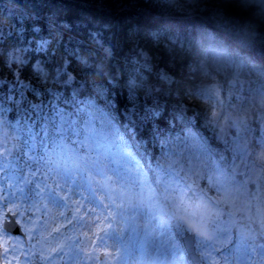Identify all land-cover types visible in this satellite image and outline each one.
Segmentation results:
<instances>
[{"label":"trees","instance_id":"trees-1","mask_svg":"<svg viewBox=\"0 0 264 264\" xmlns=\"http://www.w3.org/2000/svg\"><path fill=\"white\" fill-rule=\"evenodd\" d=\"M259 8L237 0H0V22L8 26L0 34V166L10 145L29 202L47 161L64 147L59 125L74 137L102 116L156 185L153 168L170 137L193 131L216 144L207 83L224 96L237 89L234 69L201 78L209 46L229 54L245 85L264 88Z\"/></svg>","mask_w":264,"mask_h":264},{"label":"rangeland","instance_id":"rangeland-1","mask_svg":"<svg viewBox=\"0 0 264 264\" xmlns=\"http://www.w3.org/2000/svg\"><path fill=\"white\" fill-rule=\"evenodd\" d=\"M237 1L260 6L257 16L264 25V0ZM7 31V23L0 22V34ZM233 69L237 89L224 96L209 82L203 98L210 102L209 116L216 118L210 120L216 146L193 131L170 137L153 168L156 185L133 164L135 156L122 147L121 134L102 116L74 137H68L64 123L59 125L57 138L64 147L47 161L36 196L20 209L17 222L29 243L9 237L11 245H3L9 246V258L18 261L23 254L24 264H187L179 236L194 231L206 264H251V250L257 264H264V246H259L264 243L255 241L254 233L264 218V196L251 186L260 183L264 189V88L245 85L241 68L216 46L208 47L198 67L205 81ZM157 102L154 97L151 105ZM182 115L175 113V123ZM253 119L259 121L257 132ZM2 122L0 116V127ZM5 149L4 165L16 170L9 162L12 147ZM25 153L32 156L30 149ZM19 175L14 171L8 178L11 212L19 211L26 193L25 177ZM204 177L213 185L225 184L214 191ZM201 183L205 188L199 190ZM241 220L245 226L237 227ZM100 252L106 253L103 260Z\"/></svg>","mask_w":264,"mask_h":264},{"label":"water","instance_id":"water-1","mask_svg":"<svg viewBox=\"0 0 264 264\" xmlns=\"http://www.w3.org/2000/svg\"><path fill=\"white\" fill-rule=\"evenodd\" d=\"M123 17L126 18L125 14H123ZM197 19H200V16L196 17ZM227 40L233 41V36L232 35H227L226 36ZM259 61L264 65V58L259 59ZM154 92L153 88L149 86V90L147 92L148 95L152 94ZM4 228L7 232L17 236V235H22L25 237L24 232L21 229V226L16 222V216L15 215H10L9 220H5L4 222ZM194 233L191 234H186L185 237L183 238V242L185 244V248L187 253L189 254L191 260L193 261L194 264H200V257L197 255L196 250H195V242H194ZM104 254L102 253L100 255V260L104 258Z\"/></svg>","mask_w":264,"mask_h":264},{"label":"flooded vegetation","instance_id":"flooded-vegetation-1","mask_svg":"<svg viewBox=\"0 0 264 264\" xmlns=\"http://www.w3.org/2000/svg\"><path fill=\"white\" fill-rule=\"evenodd\" d=\"M6 202V201H5ZM21 204V203H20ZM24 207V204L20 205L19 211H9V209L7 208V204L4 203V201H2V203H0V264H24L23 262V254L20 255L19 260L18 261H14L11 258H9L8 254H9V246L4 247L3 245H11L9 237H11L10 234L6 233L3 230V221L5 219V217L7 216L8 213H16L17 214V220L19 219L20 216V209ZM242 223V221H241ZM14 239H18L19 237H14L12 236ZM5 239H7V241L5 242ZM22 245H25V242L22 240Z\"/></svg>","mask_w":264,"mask_h":264}]
</instances>
